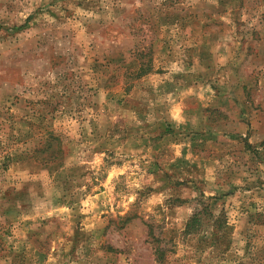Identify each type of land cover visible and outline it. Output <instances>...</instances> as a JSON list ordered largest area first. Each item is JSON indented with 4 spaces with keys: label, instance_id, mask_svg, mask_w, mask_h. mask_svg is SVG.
<instances>
[{
    "label": "rangeland",
    "instance_id": "obj_1",
    "mask_svg": "<svg viewBox=\"0 0 264 264\" xmlns=\"http://www.w3.org/2000/svg\"><path fill=\"white\" fill-rule=\"evenodd\" d=\"M6 152L0 264H264V0H0Z\"/></svg>",
    "mask_w": 264,
    "mask_h": 264
},
{
    "label": "trees",
    "instance_id": "obj_2",
    "mask_svg": "<svg viewBox=\"0 0 264 264\" xmlns=\"http://www.w3.org/2000/svg\"><path fill=\"white\" fill-rule=\"evenodd\" d=\"M49 139H50V136L48 137ZM53 139V138H52ZM51 139V140H52ZM10 154V153H9ZM7 152L6 153H3L2 155H1V165H5L6 163H5V161L4 160H8V159H11L10 157V155H9Z\"/></svg>",
    "mask_w": 264,
    "mask_h": 264
}]
</instances>
